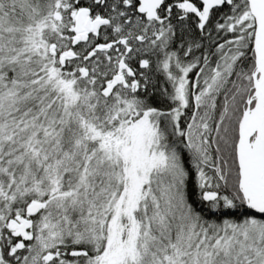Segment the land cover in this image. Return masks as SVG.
<instances>
[{"label": "snow or ice", "instance_id": "1", "mask_svg": "<svg viewBox=\"0 0 264 264\" xmlns=\"http://www.w3.org/2000/svg\"><path fill=\"white\" fill-rule=\"evenodd\" d=\"M0 264H264V0H0Z\"/></svg>", "mask_w": 264, "mask_h": 264}]
</instances>
